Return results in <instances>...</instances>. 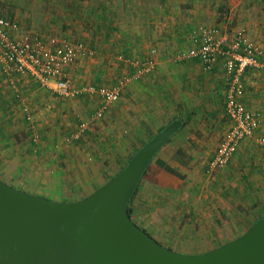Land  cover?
<instances>
[{
    "label": "crops",
    "instance_id": "crops-1",
    "mask_svg": "<svg viewBox=\"0 0 264 264\" xmlns=\"http://www.w3.org/2000/svg\"><path fill=\"white\" fill-rule=\"evenodd\" d=\"M3 1H5L3 3L6 8L2 11L18 22L19 31L15 32L16 35L22 33L21 30L25 25L33 26V29H41L43 34H50L45 31L53 29L57 31V35L72 39L75 35L71 33L76 31L80 33V36L74 39H83L93 47L89 38L85 36L87 32H107L111 28L109 22L113 21L115 30L119 32L117 40L114 42V40L105 39V43L99 42L102 49L96 45L98 50H96L95 57L77 61L71 73L76 83L94 80L98 83L115 82L123 72L130 70V65L118 58L119 53L130 57L137 55L139 58L152 55L156 59L155 71L141 80L131 82L123 92L122 99L125 102L128 100L126 108L132 105L138 106L142 99L144 101L141 104L144 109L139 114L147 120L153 119L154 121L167 119L168 115L175 110L191 113L190 111L196 109L199 114L195 121L191 120L192 124L190 122L184 124V120L178 118L183 121L181 129L158 152L138 184L137 193L132 200V217L138 225L147 232L150 231L151 237L157 241L159 237L152 233L153 231L157 234L160 232L159 225L163 228H170L173 232L178 231L179 226L187 230L191 225L200 224L201 228L198 233L185 238L184 249L168 246L174 251L183 254H200V252L219 246L213 242L223 236L217 228L223 220L220 219L221 214L217 208L219 195L214 191L207 192L206 190H209V187L218 189L225 178L220 174L212 176L204 172L203 164L208 163L209 160L202 157L204 153L201 147L204 148V144L213 135V125L220 127L221 116L225 115L229 120L224 112L227 73L221 61L216 63L213 69L204 71L200 61L196 59L184 60L178 65L169 64L168 60H165L168 53L173 51L177 53L191 44L190 29L199 23L198 21L204 19L205 14L208 13V17H212L215 21L217 11L208 10L209 8L214 9L216 0H133L135 2L133 5L128 3L130 0H117L120 3L115 18L109 14L111 6L104 3L107 0ZM183 1H185V14L183 13L185 17L180 11L173 12V9H181ZM228 3L230 11H249L242 16V26L251 37L264 43V0H229ZM97 5L103 6L101 13L103 23L92 22L91 18L97 12L94 11V7ZM115 9L116 7L112 8V10ZM224 21L225 19H220L217 24L222 25L226 22ZM184 26L185 29H183ZM158 28L165 33L164 40L167 39L166 41L158 40V34L156 35L160 32ZM137 29H142V31L146 29L147 36L143 38L139 35L140 40L132 36V31ZM5 82L12 83L10 85L16 87L26 84L29 96L45 95L48 91H45V88L40 89L29 74L7 75L0 70V85H5ZM245 84L246 91L243 100L250 108L261 111L263 120L258 129L263 131L264 70L249 68L245 73ZM0 91H3V94H0V170L3 165L14 167V163L20 165L25 162L19 172L16 169L11 174L9 180L1 176L0 178L19 189L63 201L83 198L88 195L87 192L91 193L106 183L111 167L105 166L104 163L97 167L92 165V168L80 165L75 170L64 168L61 164L62 166H59L61 169L50 167L49 170L37 171L36 159L28 150L29 144L25 139L17 138L16 131L20 121L16 122L19 117L15 114V105H9L7 102V106L4 107L3 101L6 103L8 96L4 94L6 90L1 88ZM74 107L78 109L77 106ZM8 111L9 120L5 116ZM211 115L213 121H211ZM123 116L125 122L131 123L126 109H124ZM174 119L177 118L171 121ZM10 121L13 125L7 130ZM171 121H168L166 125ZM229 124L228 121L224 133L229 128ZM91 134L92 132L89 135ZM178 135L181 136L178 137ZM218 144L207 151L206 154L208 152L210 154L208 159L213 156ZM240 144L239 149L249 147L251 150L253 146L248 138L243 139ZM64 152L62 150L52 155L53 151H44L45 166L50 164V160L66 159L69 154L66 156ZM164 164L174 171L166 169ZM18 174H23L24 177L22 188L16 182H9L13 178L17 179ZM261 199V196H258L256 200H252L245 205V210L237 209V215L241 213L240 222L252 224L256 218L264 216V205H261ZM256 202L260 204L251 205ZM234 210H236L235 207ZM187 240L189 244L186 243Z\"/></svg>",
    "mask_w": 264,
    "mask_h": 264
},
{
    "label": "rangeland",
    "instance_id": "rangeland-1",
    "mask_svg": "<svg viewBox=\"0 0 264 264\" xmlns=\"http://www.w3.org/2000/svg\"><path fill=\"white\" fill-rule=\"evenodd\" d=\"M3 2L5 1L0 0V13L9 16V14H6L5 11H2L4 10V8H6V5H4ZM228 2L229 0H216L214 9L209 8L208 11H217L216 16L214 17L215 21L212 19V17H208L207 13L205 14V18L201 19L198 22L217 24L220 19H225L226 22L224 21L225 23L221 25V27H223L225 30L243 27L242 16L244 14H247L249 11H230V4ZM104 3L111 6V11L110 9L108 11H110V16L115 18L118 14L117 8H119L120 2L118 3L117 0H107ZM128 3L133 5L135 2L133 0H130L128 1ZM113 7H116V9L112 10ZM94 8V11L97 12L91 18L92 22L103 23V20H101L103 6L97 5ZM179 11L182 14H185V1L181 2V9H173V12ZM230 15L232 16L230 17ZM109 23L111 28H109L107 32L88 31L85 35L89 38L90 43L95 47L97 45L99 49H102L99 42L105 43V39H111L112 41L114 40V42L117 40V34L119 32L115 30V25L112 24L113 21H110ZM33 28V26L25 25L22 28L23 30L21 31L22 33L43 32L39 28ZM183 29H185V26L183 27ZM161 30L159 29L160 32L156 33V35L158 34L157 38L160 42L166 41L167 39L164 40L165 33ZM145 31L146 29H143V31L142 29L133 30L132 36L138 37L140 40L141 37L139 35H141L143 38L147 36V33H145ZM45 32L50 34L57 33V31L53 29H49L48 31L46 30ZM71 34L75 35L73 38L80 36V33H77L76 31L72 32ZM130 34H128V36ZM260 42L263 43L262 41ZM97 47L95 48V54L91 57L96 56V50H98ZM176 54L177 53L174 51L172 53H168L167 56H165V60H168L169 64L172 65L180 64L173 62V58ZM134 57H137V55H135ZM250 69L264 70V67ZM204 71L207 70L204 69ZM32 79L35 81V84L40 87V89L45 88V91L48 90L49 92L47 91L45 95L43 94L41 96H29V94L27 93L29 90L27 89L26 84L25 86L18 85L22 89L24 87L23 91L21 88L16 87L15 85L12 86L10 85L12 83L9 84L7 82H5V85H0V89L2 88L6 90L4 91V94L5 96H8V98H6V103L3 101L4 107L7 106V102L9 103V105H15L16 111L12 108L11 110L15 111V114L19 117V120H17L16 122L20 121V125L18 126L16 131L17 138L25 139L29 144L30 147L28 150L29 152H31L30 154L34 155V158L36 159L37 171L49 170L50 167L52 169H61V167L59 166L62 165L64 166V168H73V170L80 167V165H85V167L87 168H92V165L97 167L101 163H104L105 166L108 165L109 167H111V169L109 170L110 173L106 178V180L108 181L123 165H125L129 157L148 139H150L152 136L158 133V131L164 128L168 121H171L173 118H181L185 121V123L190 122L192 124V121H195L197 114H199L196 109L190 111L191 113H186L184 111L178 112L177 110H175L168 115L167 119L164 118L163 120L157 121H154L153 119L147 120L141 114H139L144 109V106L141 104V102L144 100L141 99L138 106L132 105L126 108V104L128 105V100L125 102V100L122 99L123 97H121L119 100L110 103L109 109L103 118L96 119L93 117V113L95 108L102 100L100 96L91 94L79 97L60 96L55 91H53V89L44 86L34 77H32ZM94 82H97V80H94ZM0 94H3V91H0ZM9 99H11L12 101H10ZM196 99L198 98L196 97ZM86 105H88V107ZM74 106H77L78 109H75ZM124 109H126L127 111V117L131 118V123L125 122V117L123 116ZM6 113L7 114L5 116L9 120L10 117L8 115L10 113L9 111ZM221 117L222 121L219 124L220 127H216L215 124L213 125V135L211 136L210 140L204 144V148L201 147L202 152L204 153L202 157H205L207 160H209L208 155H210L209 152L208 154H206L207 151H209V149H211L212 147H216V145L220 142L222 135L228 125L229 120L226 119L225 115ZM81 119H91L90 128L82 137L68 141V135L76 127ZM211 121H213V116L211 118ZM12 125L13 122L10 121L7 130H9ZM91 132L92 134L89 135ZM262 132H264V130L261 131L260 129H258L253 137H248V139H250L251 141V144L253 145L251 150H249V147H245L244 149L238 148L233 154L230 161L225 166L217 169L214 173H212V176H214L215 174H220L225 178L224 182L220 184V187L218 189L209 187V190H206L207 192L214 191L215 193H217V195H219L217 208L219 209V213L221 214L220 219L223 220H220L221 224L217 226V228L219 232L223 233V236L222 238L220 237L215 239L213 241L215 244L221 245L239 236L249 226V224H251L249 222H240L241 213L237 215V209L245 210V205L252 202V200H256L258 196H261L262 199L261 201H259L261 202V205H264V145L260 144L257 139L258 135L264 134ZM180 136L181 135H178V137ZM184 138H186V136ZM62 150L66 152H64V155L67 156V154H69L66 159L61 158L60 160H50V166H45L46 159L44 158V151H53L52 155H54V153H58V151ZM56 156L58 157V154H56ZM24 163L25 162L21 163L20 165H17L18 163H14V167L13 165H10L9 167H5V165H3L1 167L2 170H0V176L5 180H9L11 174L14 173L16 169L17 172H19V169L22 168V165ZM206 165L207 162L203 164V170L204 172L208 173L206 171ZM16 177L18 178H13L9 182H16L18 186L22 188L24 181L23 174H18ZM136 193L137 192L135 191L134 195ZM87 194L90 193L87 192ZM132 200L133 199L130 200L131 207L133 205ZM260 202H256L251 205L256 206L260 204ZM234 207L236 208V210H234ZM147 228L149 230L148 226ZM200 228L201 225L197 223L196 225L189 226L187 230H183L182 227L179 226L178 231L175 230L171 232L170 228H163L162 225H159V231L161 233L159 232L157 234L154 233L155 231H153L152 234L159 237L158 242L164 246L175 247V249H184L185 238L195 235L196 232L198 233ZM185 231H187L186 234ZM149 233L151 232L149 231ZM186 243L189 244L188 240Z\"/></svg>",
    "mask_w": 264,
    "mask_h": 264
},
{
    "label": "water",
    "instance_id": "water-1",
    "mask_svg": "<svg viewBox=\"0 0 264 264\" xmlns=\"http://www.w3.org/2000/svg\"><path fill=\"white\" fill-rule=\"evenodd\" d=\"M183 125L174 119L105 184L73 201L19 189L0 178V264H264V216L200 254L152 238L128 214L140 180Z\"/></svg>",
    "mask_w": 264,
    "mask_h": 264
},
{
    "label": "built area",
    "instance_id": "built-area-1",
    "mask_svg": "<svg viewBox=\"0 0 264 264\" xmlns=\"http://www.w3.org/2000/svg\"><path fill=\"white\" fill-rule=\"evenodd\" d=\"M19 31L18 22L0 14V70L7 75L29 74L44 86L64 97L98 95L101 102L93 117L103 118L112 102L121 98L128 85L151 74L156 59L117 56L130 65V70L109 83L94 81L76 83L72 70L78 60L91 57L95 48L83 39H72L57 34ZM191 44L178 51L173 62L196 59L205 70H211L221 61L227 73L225 113L229 128L223 134L217 149L206 165L209 174L225 166L239 148L243 139L253 137L261 126V111L250 108L243 100L246 91L245 73L249 68L264 67V44L251 37L244 27L225 30L221 25L197 23L189 32ZM91 119H81L68 135L67 140L82 137L90 128ZM264 145V134L257 136Z\"/></svg>",
    "mask_w": 264,
    "mask_h": 264
},
{
    "label": "trees",
    "instance_id": "trees-1",
    "mask_svg": "<svg viewBox=\"0 0 264 264\" xmlns=\"http://www.w3.org/2000/svg\"><path fill=\"white\" fill-rule=\"evenodd\" d=\"M184 124H185V121H184ZM162 129H163V128H162ZM162 129H161V130H162ZM158 132H159V131H158ZM130 157H131V156H130ZM130 157H129V158H130ZM123 166H124V165H123ZM123 166H122V167H123ZM163 166H164L166 169H168V170L174 171V170H173L170 166H168V165H165V164H164ZM122 167H121V168H122ZM121 168H120V169H121ZM146 171H147V170H146ZM132 199H133V198H132ZM130 200H131V199H130ZM130 200H129L128 204H127V211H128V214L130 215V217L133 219L132 214H131L132 207H131V205H130ZM133 220H134V219H133ZM134 221H135V220H134ZM135 222H136V221H135ZM139 226H140V225H139ZM249 226H250V225H249ZM249 226H248V227H249ZM140 227H141V226H140ZM141 228H142V227H141ZM143 229H144V228H143ZM144 230H145V229H144ZM145 231H146V230H145ZM148 233H149V232H148ZM149 235H150V234H149ZM150 236H151V235H150ZM168 248H169V247H168Z\"/></svg>",
    "mask_w": 264,
    "mask_h": 264
}]
</instances>
